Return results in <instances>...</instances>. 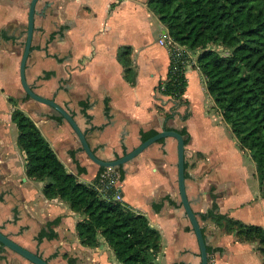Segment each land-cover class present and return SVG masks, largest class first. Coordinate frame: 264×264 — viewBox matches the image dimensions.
<instances>
[{
  "label": "crops",
  "instance_id": "obj_1",
  "mask_svg": "<svg viewBox=\"0 0 264 264\" xmlns=\"http://www.w3.org/2000/svg\"><path fill=\"white\" fill-rule=\"evenodd\" d=\"M29 1L0 0V230L51 264H123L100 233L97 245L82 244L75 227L82 214L62 198L46 197L44 181L27 173L11 118L15 108L31 117L78 180L92 182L106 167L88 157L53 107L30 97L21 85ZM35 8L25 63L33 90L63 105L102 159L124 154L163 128L184 127L185 190L214 264H264L259 238L245 237L208 214L215 202L219 213L264 229V180L261 184L255 161L238 144L199 68L185 72L181 98L159 89L169 62L159 38L168 30L147 0H37ZM125 45L129 69L118 55ZM118 167L123 201L160 233L156 264H200L179 197L175 138L152 142ZM0 264L34 263L0 243Z\"/></svg>",
  "mask_w": 264,
  "mask_h": 264
},
{
  "label": "trees",
  "instance_id": "obj_2",
  "mask_svg": "<svg viewBox=\"0 0 264 264\" xmlns=\"http://www.w3.org/2000/svg\"><path fill=\"white\" fill-rule=\"evenodd\" d=\"M147 4L176 41L197 50L196 62L206 89L229 123L240 147L249 150L262 184L264 0H147ZM218 47L225 51L222 53ZM129 51L128 45L119 47L118 51L119 59L128 69L126 55ZM161 82L164 83L160 89L163 93L169 94L176 88L167 78ZM186 83L187 80L182 94ZM11 118L18 128V144L25 151L27 173L44 181L46 197L62 198L71 209L82 214L75 225L81 243L97 245L100 233L123 264H156L161 236L148 218L126 202L102 198L90 183L78 180L65 168L35 122L23 110L13 109ZM177 130L186 143V129ZM117 169L122 178L123 170ZM216 209L217 204L213 202L208 214L228 229L237 228L245 237L259 238L264 253V229L261 226L244 224ZM54 221L57 220L48 224ZM39 234L43 235L44 230ZM207 251L211 252L210 246Z\"/></svg>",
  "mask_w": 264,
  "mask_h": 264
},
{
  "label": "water",
  "instance_id": "obj_3",
  "mask_svg": "<svg viewBox=\"0 0 264 264\" xmlns=\"http://www.w3.org/2000/svg\"><path fill=\"white\" fill-rule=\"evenodd\" d=\"M37 0H30L28 6V14H27V27H26V36L23 51L21 54L20 62H19V77L21 85L24 91L32 98L41 101L43 103L48 104L53 107L73 128L76 133L83 150L86 152L88 157L94 161L95 163L101 166H115L123 164L124 162L132 159L139 152H141L145 147H147L152 142L166 137L172 136L176 140V161H177V184L178 191L181 203L183 208L189 218L191 226L194 230L198 245H199V254H200V264H208V251H207V242L206 238L203 235L201 226L198 222V219L195 215V212L190 206L189 199L185 190V142L183 135L174 128H163L156 133L148 136L143 139L139 144L133 147L131 150L126 151L124 154L112 158V159H102L99 158L93 150L90 148L87 139L85 137V133L79 127L76 120L72 116V114L61 104L56 102L53 98H49L43 95L38 94L33 88L29 85L25 78V63L28 53L30 51L31 39L34 29V15L37 13V9L35 8ZM49 2H46L45 6L48 5ZM0 243L16 253L20 254L27 260L31 261L34 264H51L48 260L37 254L36 252L26 248L25 246L19 244L15 240L11 239L5 233L0 230Z\"/></svg>",
  "mask_w": 264,
  "mask_h": 264
},
{
  "label": "built area",
  "instance_id": "obj_4",
  "mask_svg": "<svg viewBox=\"0 0 264 264\" xmlns=\"http://www.w3.org/2000/svg\"><path fill=\"white\" fill-rule=\"evenodd\" d=\"M159 43L168 49L169 62L166 78L171 80V84L176 86L170 91L168 96L171 99H177L181 96L182 89L186 82V71L190 67H197L195 50H192L182 43L176 41L168 31H164L159 38ZM165 78V79H166ZM164 83L161 82L159 89H163ZM120 174L115 166L104 167L94 181L89 182L97 193L106 199H113L115 201L124 203L120 193ZM208 264H214L213 258L208 252Z\"/></svg>",
  "mask_w": 264,
  "mask_h": 264
},
{
  "label": "rangeland",
  "instance_id": "obj_5",
  "mask_svg": "<svg viewBox=\"0 0 264 264\" xmlns=\"http://www.w3.org/2000/svg\"><path fill=\"white\" fill-rule=\"evenodd\" d=\"M158 17V16H157ZM218 49L223 53L225 50L223 48L218 47Z\"/></svg>",
  "mask_w": 264,
  "mask_h": 264
}]
</instances>
